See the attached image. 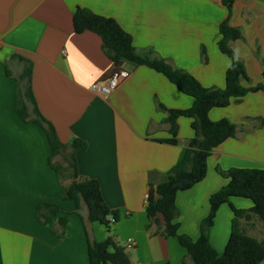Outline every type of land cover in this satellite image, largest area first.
Returning a JSON list of instances; mask_svg holds the SVG:
<instances>
[{"label": "crops", "instance_id": "obj_1", "mask_svg": "<svg viewBox=\"0 0 264 264\" xmlns=\"http://www.w3.org/2000/svg\"><path fill=\"white\" fill-rule=\"evenodd\" d=\"M77 5L115 18L131 34L139 54L162 58L210 88L224 87L229 59L217 41L218 26L228 18L242 33L230 47L241 58L250 83L262 80L264 0H235L230 13L222 0H0V264H88L86 232L95 241L106 237L104 225L87 220L85 205L80 210L84 222L78 214L66 215L61 236L50 228L60 230L57 218L62 213L52 216L49 224L35 215L38 202L73 208L74 202L63 198L62 186L71 181L67 158L75 138L87 143L74 152L78 175L96 179L105 203L118 211L112 234L132 264H191L174 237L155 222L148 226L144 194L149 182H161L181 159L193 136L190 119L180 116L176 144L154 140L169 136L167 110L158 103L182 109L193 99L163 74L129 63L122 65L128 77L110 94L92 90L91 84L115 65L103 53L96 33L73 31ZM16 55L31 61L37 108L67 144L55 156L42 127L18 115L16 78L24 62ZM241 84L248 85L243 79ZM208 116L227 118L236 133L212 150L204 178L176 194L179 231L192 239L199 236L200 221L209 212L210 195L227 182L216 168H264V90L211 108ZM50 161L62 167L61 177ZM231 202L243 209L252 205L242 197H232ZM156 216L162 222L161 214ZM232 216L226 203L216 211L208 238L218 252L227 241ZM240 223L248 235L264 237V226L255 215ZM128 239L134 244L127 245Z\"/></svg>", "mask_w": 264, "mask_h": 264}, {"label": "trees", "instance_id": "obj_2", "mask_svg": "<svg viewBox=\"0 0 264 264\" xmlns=\"http://www.w3.org/2000/svg\"><path fill=\"white\" fill-rule=\"evenodd\" d=\"M235 0H222L228 13H230ZM73 31L80 33L91 31L101 39L103 53L114 63L115 68L122 67L124 63L133 66L145 65L156 72L163 74L176 88L192 97L193 101L188 108H165L158 103L160 108L167 110L164 121L168 123L169 136L155 138L159 142L176 144L178 142L177 118L180 116L190 119L193 136L189 138L179 161L173 164L166 172L164 179L154 185L149 182L148 197L145 200V212L148 226L155 222L165 235L174 237L184 247L191 258V264H260L264 259V237L257 239L248 235L241 226L240 219H250L255 215L264 226V168L230 167L228 169L216 168L217 172L227 182L209 197V212L200 221L199 236L192 239L188 234L179 231L177 221L178 208L176 194L187 190L199 182L206 175V162L212 150L225 140L235 136L236 127L227 118L211 120L208 112L214 107H226L234 99L237 100L247 93L264 90V69L262 80L251 84L241 58L230 47L229 42L240 39L242 33L238 27L232 26L228 18L222 20L218 26V49L229 59L225 70L224 87L210 88L203 86L193 75L172 67L164 59L139 54L133 45L132 36L111 16L93 12L90 8L77 5L72 14ZM201 53L205 50L202 48ZM24 62L21 74L16 78L18 87L17 112L25 122L39 124L45 132L51 156L62 152L67 146L60 141L53 124L42 116L31 87L32 64L28 59L16 55ZM241 79L248 85L241 84ZM87 143L75 138L71 143V154L67 158L71 181L62 186V196L74 202L71 209H66L51 202H38L35 206V215L42 224H49L52 216H58L57 222L60 230L50 228V231L61 236L66 224V215L75 213L80 216L84 204L87 209V220L98 221L106 229V237L101 241L89 238L86 232L88 264H132L124 246L118 244L112 234V217L118 220L116 209L110 208L104 201L99 183L93 178H82L78 175L74 152L85 149ZM50 165L58 176L62 175V167ZM232 197L250 199L251 207L238 208L231 202ZM228 204L233 216L230 222V231L224 248L216 251L210 244L208 232L214 223L218 207ZM161 214L162 222L157 218Z\"/></svg>", "mask_w": 264, "mask_h": 264}, {"label": "built area", "instance_id": "obj_3", "mask_svg": "<svg viewBox=\"0 0 264 264\" xmlns=\"http://www.w3.org/2000/svg\"><path fill=\"white\" fill-rule=\"evenodd\" d=\"M129 71L124 67L113 69L109 75L100 80L94 81L91 84V89L106 96L111 93L126 77H128ZM148 197V191L144 194V199ZM110 222H114L112 217H109ZM134 242L131 239L127 240V245L131 246Z\"/></svg>", "mask_w": 264, "mask_h": 264}, {"label": "rangeland", "instance_id": "obj_4", "mask_svg": "<svg viewBox=\"0 0 264 264\" xmlns=\"http://www.w3.org/2000/svg\"><path fill=\"white\" fill-rule=\"evenodd\" d=\"M56 161V160H55ZM58 163H60L59 161H57ZM236 198V197H235ZM84 205V204H83Z\"/></svg>", "mask_w": 264, "mask_h": 264}]
</instances>
